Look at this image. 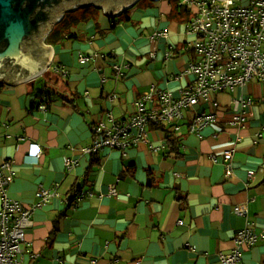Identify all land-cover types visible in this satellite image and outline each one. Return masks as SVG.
Returning <instances> with one entry per match:
<instances>
[{"label": "crops", "instance_id": "1", "mask_svg": "<svg viewBox=\"0 0 264 264\" xmlns=\"http://www.w3.org/2000/svg\"><path fill=\"white\" fill-rule=\"evenodd\" d=\"M181 3L138 0L114 16L94 4L66 11L43 40L54 49L45 71L0 83V174L13 177L8 195L32 208L43 188L60 194L34 208L20 264H222L219 254L234 248L240 230L255 225L264 233V84L213 93L171 127H151L149 142L85 152L105 113L128 118L147 94L158 107L161 92L178 97L194 82L186 73L196 59L193 14ZM50 90L57 95L38 109ZM242 95L253 98L240 107L248 122L232 125ZM200 110L217 120L197 134L190 124ZM226 150L233 151L231 175ZM67 160L76 163L69 168ZM76 185V198L83 195L77 204L70 201ZM242 203L245 216L234 211ZM239 264H264V236Z\"/></svg>", "mask_w": 264, "mask_h": 264}, {"label": "built area", "instance_id": "2", "mask_svg": "<svg viewBox=\"0 0 264 264\" xmlns=\"http://www.w3.org/2000/svg\"><path fill=\"white\" fill-rule=\"evenodd\" d=\"M238 0H182L193 14L189 22V33L196 38L192 44L196 59L189 64L187 74L195 76L194 82L183 88L178 97L169 92H161L153 106L151 94L137 101V110L132 116L115 120L111 112L104 114L94 126V139L85 152L97 154L104 147L127 148L128 145L149 142L150 128H168L184 118L187 109L210 103L213 93L233 92L236 88L249 83L264 84V0H249L247 6L239 5ZM66 73L64 69H59ZM50 92L43 94L40 110H46L53 101ZM150 102V103H148ZM234 115L230 124L244 126L248 122L246 112L240 111L242 105L249 106L253 98L239 96L234 99ZM149 104V105H148ZM218 108L219 103L213 104ZM112 122L107 124V120ZM217 120V115L208 111H198L190 124V131L201 133L204 128ZM41 147H34V153L41 154ZM233 151L224 152V160L229 164L227 174H232ZM76 161L67 160L71 168ZM11 162L4 164L10 168ZM264 170V166L262 167ZM254 176V170L249 177ZM12 176L0 174L3 205L0 209V264H20L27 230L33 226L34 208L53 196H59L57 190L43 188L39 196L41 202L32 208L26 207L20 200L8 195L7 187ZM116 193L114 186L110 187ZM91 194V192H90ZM83 195L76 198L81 201ZM236 214L248 213L247 203L234 207ZM255 225L240 230L234 239L235 246L229 252L219 254L222 264H239L243 252L254 246L263 237Z\"/></svg>", "mask_w": 264, "mask_h": 264}, {"label": "water", "instance_id": "3", "mask_svg": "<svg viewBox=\"0 0 264 264\" xmlns=\"http://www.w3.org/2000/svg\"><path fill=\"white\" fill-rule=\"evenodd\" d=\"M138 0H0V83L27 81L44 72L54 49L43 40L66 11L94 4L117 15Z\"/></svg>", "mask_w": 264, "mask_h": 264}, {"label": "trees", "instance_id": "4", "mask_svg": "<svg viewBox=\"0 0 264 264\" xmlns=\"http://www.w3.org/2000/svg\"><path fill=\"white\" fill-rule=\"evenodd\" d=\"M53 33L54 32L50 33V35L48 36V40H51V38L53 37ZM50 91H51L52 94L57 95V92L55 90H50ZM63 97H64V101H65L66 97L65 96H63ZM74 190H75V193L70 197V201H74L75 200L76 194L81 191V186L76 185V187H74Z\"/></svg>", "mask_w": 264, "mask_h": 264}, {"label": "rangeland", "instance_id": "5", "mask_svg": "<svg viewBox=\"0 0 264 264\" xmlns=\"http://www.w3.org/2000/svg\"><path fill=\"white\" fill-rule=\"evenodd\" d=\"M237 3L242 6H247L249 4V0H238Z\"/></svg>", "mask_w": 264, "mask_h": 264}]
</instances>
